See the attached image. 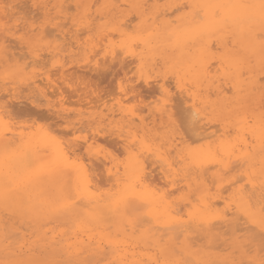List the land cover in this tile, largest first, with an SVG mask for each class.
Listing matches in <instances>:
<instances>
[{
    "label": "snow or ice",
    "instance_id": "obj_1",
    "mask_svg": "<svg viewBox=\"0 0 264 264\" xmlns=\"http://www.w3.org/2000/svg\"><path fill=\"white\" fill-rule=\"evenodd\" d=\"M109 57L119 80L79 107L33 88ZM0 62L52 112L17 136L0 105V264H264V0H34L0 16ZM217 65L236 108L212 100Z\"/></svg>",
    "mask_w": 264,
    "mask_h": 264
},
{
    "label": "rangeland",
    "instance_id": "obj_2",
    "mask_svg": "<svg viewBox=\"0 0 264 264\" xmlns=\"http://www.w3.org/2000/svg\"><path fill=\"white\" fill-rule=\"evenodd\" d=\"M4 1H6V0H0V5H2L1 7H3V9L2 10H4L7 6H8V4L9 5H13V12L14 13H16L17 12V14L18 13H22V12H24L25 10H26V8H25V6L28 8V10H26V12H24V13H27V11H29V8H30V6H31V4H32V0H27V2L25 1V0H7L6 2H4ZM21 1H24V2H21ZM34 1V0H33ZM91 0H89V2H90ZM102 1H104V0H98V2L99 3H102ZM154 2H156V3H163V4H165V2H167V4L169 3H172L173 1V3H175V0H173V1H171V0H165V2L163 1V0H153ZM4 2V3H3ZM25 2H26V4H25ZM96 3L97 2V0L95 1V0H92L91 1V3ZM121 2H123L122 0H121ZM148 3L149 2H152V0H148L147 1ZM14 3H17V5L16 4H14ZM6 4V5H5ZM22 4V6H24V7H22V6H20L21 7V9H23L22 10V12H21V10H20V7H19V5H21ZM162 4V5H163ZM17 7L18 6V8H15V6ZM6 6V7H5ZM5 7V8H4ZM9 7H7V10H5V11H7L8 12V14L10 13L9 12ZM16 9V10H15ZM2 10L0 11V15L1 16H3V14H2ZM19 11V12H18ZM169 12H171V9H169ZM3 13H5V12H3ZM9 15H13L12 13L11 14H9ZM168 16H171V13H169V15ZM168 16L167 17H163V19L164 20H167L168 19ZM171 18V17H170ZM91 50V49H90ZM18 53H17V56H19V54H21L22 52H20L19 50L17 51ZM21 55H23V54H21ZM102 59H104L103 57H101V61H103ZM109 59V66L111 67H109L108 69H107V71H105L104 70V68L102 67L101 69H103L102 70V72H101V70H97L98 72H97V74H96V70H94L93 71V67H95V64H93V63H95V62H93L92 63V65H94L93 67L91 66V64H90V66H91V70L92 71H87L88 70V64H84L86 67H84V65L82 64V63H77L78 65H82L81 67H79L77 64H73L74 66H72V65H70V66H68L67 67V65L63 68L64 70H62L61 69V71H63V72H67V73H63L64 75H65V81H62L61 80V78H58L59 76L58 75H60V74H62L61 73V71H59L58 70V75L56 76V73H57V70L55 71V70H53V76H52V80H54L53 82H54V86L52 85V88H47V91L49 92V93H53V92H55V94H56V98H58L59 97V93H61V92H63V94H64V98H65V101H66V107H68V108H72V107H79L80 105H81V98L82 97H84V102L86 103L87 102V99H88V93L90 92V91H93V90H99L100 92H103L104 90H105V87H106V85H112V83H113V80L115 79V80H119V74H122V69H121V66H120V63H119V61H117L115 64H113L112 63V61H111V58L109 57L108 58ZM2 62H0V73H2V71H3V68H4V65H2L1 64ZM112 64V65H111ZM117 64H119V65H117ZM131 64V63H130ZM76 65H77V68L78 69H85L84 70V72L83 71H79V70H77V68H76ZM117 65V66H116ZM128 69L129 70H131L132 68H133V66L132 65H129L128 64ZM130 66H131V69H130ZM218 66V65H217ZM217 66H215L214 68H216ZM66 67H67V69H66ZM84 67V68H83ZM96 68V67H95ZM214 68H213V71L212 72H210V74H209V82H210V76H215L216 75V71H217V69L216 70H214ZM69 69H71V70H69ZM76 69V70H75ZM211 70H212V68H211ZM74 71L77 73L78 72V74L80 73L82 76L84 75L85 77H81L80 76V78H83V80H85V81H83L82 79H80L79 77H78V75L76 74V73H74ZM216 73H215V72ZM54 72H56V73H54ZM68 72H69V74L70 73H74V74H76L77 76H75L74 74V76H75V78L76 77H78L79 79H80V81L79 80H77L78 78H73V76H72V74H70V76L72 77V79H71V81L69 80L70 79V76L68 77H66V74L67 75H69L68 74ZM82 72L84 73V74H82ZM60 73V74H59ZM213 73V74H212ZM79 74V75H80ZM98 75V76H97ZM54 76H56V79L54 78ZM60 77H61V75H60ZM62 77H63V75H62ZM85 78V79H84ZM44 79H42L41 81L40 80H38L37 81V83L40 81V83H42L43 82V84H39V85H43V86H40V88L42 87V88H44V86H49L48 84H46L45 83V81H43ZM63 80H64V78H63ZM73 80V81H72ZM76 80V81H75ZM81 80H82V83H81ZM69 81V82H68ZM79 81V82H78ZM52 82V83H53ZM66 82V83H65ZM219 82L221 83V81L219 80ZM71 83V84H70ZM72 83L74 84L73 86H71L72 85ZM0 84H2V85H0V104H4L5 103V101H9L8 103V105H10L11 107H10V111L12 112V114H13V116H14V123H13V129H15V130H20V127L22 126V124H23V122L24 121H26L28 118H29V116L30 115H32L33 116V118L35 117V113H42V114H44V115H48V116H51L52 115V112H50L49 111V109H47V105L46 106H44V107H42V108H34L33 107V105H31V103H30V99L29 100H27L28 99V97H29V95H28V93L27 92H24V93H21L20 91H19V89L20 88H22V87H26V85H19V87H17V86H14V88H13V85H9L7 88L9 89V88H13L12 90V93L14 94V92H15V95H13L14 97H15V99H13L14 97L13 96H11V97H9V95H7L9 92L7 91L8 89H6L5 88V84H4V81H3V79H0ZM4 84V85H3ZM222 84H224V83H221V85ZM12 86V87H11ZM22 86V87H21ZM223 87H224V85H222ZM34 87V86H33ZM207 87V86H206ZM222 87V88H223ZM228 85H225V87H224V89L226 88L227 90H228ZM225 89V90H226ZM9 90H11V89H9ZM15 90V91H14ZM17 92H19V93H17ZM226 92V91H225ZM229 92L230 91H228L227 93H228V96H229ZM226 93V94H227ZM5 94V95H4ZM16 94H18L19 96L20 95H22V96H20V97H18V99L16 98L18 95H16ZM231 94V93H230ZM2 95H4V96H2ZM213 96V98H212V100H214L215 98H214V96L215 95H212ZM227 95H225V97H226ZM13 97V98H12ZM10 98L12 99L11 101H10ZM27 98V99H26ZM149 98H151V97H149ZM21 100V101H20ZM26 102H25V101ZM12 101H15V102H17V103H15L14 102V104L12 103ZM20 101V102H19ZM19 102V103H18ZM21 102H22V104H21ZM23 102H25L24 104H23ZM27 103H30V106H32V107H30L29 106V104H27ZM27 105V106H26ZM29 106V107H28ZM101 108H103V104L102 103H100V105H99ZM93 107H95V106H93ZM109 107H111V104H109ZM20 108V109H19ZM24 110H23V109ZM35 110H34V109ZM53 112L55 111L54 109L52 110ZM116 114V115H115ZM120 112H119V110H117L116 111V113H114V118L115 119H119L120 118ZM155 117V118H154ZM146 120H144V124L145 125H147V126H149V127H152L153 125H157L158 124V121H157V119H156V116H152V117H147L146 116V118H145ZM149 123V124H148ZM155 123V124H154ZM212 131V129H210L209 130V133ZM149 163H150V165H151V162L149 161ZM159 166H157V168L156 169H158L159 171H160V167L158 168ZM155 169V170H156ZM151 170V168L149 169V171ZM154 169H153V173H151L152 171H150L149 173H150V176L151 177H153V179H154V176H155V178H156V180L154 181L155 183L157 182L158 183V185L157 184H155V185H157L158 187H159V183H160V181L161 182H163L162 180H160V179H157V175H158V177L159 176H162V174L161 173H159V171L157 172V171H155ZM159 173V174H161V175H159V174H157V175H155V173ZM153 174V175H152ZM160 178V177H159ZM160 180V181H159ZM103 182L104 183H107V176H106V174H105V177H104V180H103ZM161 184H163V185H161L160 186V188H162L163 189V187H164V183H161ZM166 185V184H165ZM161 189V190H162ZM59 223L60 222H57V225L55 226V225H50V227H56V230H57V228L60 230V228L59 227H57L58 225H59ZM40 230V229H39ZM58 230V231H59ZM29 232H31V230L29 229ZM22 234V233H21Z\"/></svg>",
    "mask_w": 264,
    "mask_h": 264
},
{
    "label": "bare ground",
    "instance_id": "obj_3",
    "mask_svg": "<svg viewBox=\"0 0 264 264\" xmlns=\"http://www.w3.org/2000/svg\"><path fill=\"white\" fill-rule=\"evenodd\" d=\"M6 1H7V0H6ZM6 1H4V2H6ZM25 1L27 2V0H25ZM91 1H92V0H91ZM91 1H90V3H91ZM95 1H96V0H95ZM122 1H123V0H122ZM147 1H148V0H147ZM163 1L165 2V0H163ZM171 1H173V0H171ZM4 2H3V3H4ZM21 2H24V1H21ZM26 2H25V4H26ZM33 2H34V1L32 0V3H33ZM104 2H105V0L102 1V3H104ZM173 2H174V1H173ZM173 2H172V3H173ZM175 2H176V0H175ZM93 3H94V2H93ZM149 3H156V2H154V1L152 0V2H149ZM14 4L17 5V3H14ZM159 4H160V3H159ZM161 4H163V3H161ZM165 4H167V2H165ZM168 4H169V3H168ZM5 5H6V4H5ZM8 5H9V4H8ZM1 6H2V5H0V11L3 9V7H1ZM14 6H15V5H14ZM20 6H22V4L19 5V7H20ZM5 7H6V6H5ZM5 7H4V8H5ZM22 7H24V6H22ZM27 7H28V6H27ZM27 7L25 6L26 10H28ZM15 8H18V6H17V7L15 6ZM5 10H7V7H6L4 10H2V14H3V15H4L3 12H5ZM12 10H13V7H11V8L9 9V12H10L9 14H11V13H12V14H17V12L14 13L15 11L13 12ZM15 10H16V9H15ZM20 10H21V12H22L23 9H21V7H20ZM26 10H25L24 12H26ZM7 11H8V10H7ZM18 12H19V11H18ZM24 12H23V13H24ZM27 12H28V11H27ZM171 12H172V10H171ZM171 12H169V13H171ZM0 16H1V15H0ZM165 17H167V16H165ZM170 17H171V16H168V19H169ZM163 20H164V19H163ZM164 21H166V20H164ZM17 53H18V52H17ZM21 54H23V53H21ZM21 54H19V56H20ZM102 60H103V59H102ZM1 64H2V63H1ZM79 64H80V63H79ZM82 64H83V63H82ZM93 64H95V63H93ZM2 65H3V64H2ZM77 65H78V64H77ZM77 65H76V68H77ZM83 65H84V64H83ZM109 65H110V64H109ZM111 65H112V64H111ZM117 65H119V64H117ZM117 65H116V66H117ZM129 65H132V64L129 63ZM72 66H74V65H72ZM78 66L81 67L82 65H81V66L78 65ZM86 66H87V65H86ZM86 66L84 65V67H86ZM88 66H89V67H88ZM88 66H87V67H88V70L86 69L87 67H86L85 69H86L87 71H89V70L92 71V70H91V66L93 67L94 65L91 64V66H90V64H88ZM132 66H133V65H132ZM67 67H68V66H67ZM67 67H66V69H67ZM84 67H83V68H84ZM109 67H110V66H109ZM128 67H129V66H128ZM81 68H82V67H81ZM81 68H80V69L77 68V70H79V71L81 70V71L84 72L85 69L82 70ZM93 68H94L93 71L96 70L95 67H93ZM110 68H111V67H110ZM213 68H214V67H212L211 72L213 71ZM217 68H219V65H218L216 68H214V70H216ZM61 69L64 70L63 68H61ZM61 69H59V71H61ZM130 69H131V66H130ZM69 70H71V69H69ZM75 70H76V69H75ZM86 70H85V71H86ZM100 70H101V72H102L103 69H100ZM104 70H105V69H104ZM104 70H103V71H104ZM55 71H56V70H55ZM71 71H72V70H71ZM98 71H99V70H98ZM98 71H97V70L95 71L96 74H97ZM105 71H107V70H105ZM217 71H218V69H217ZM217 71H216V72H217ZM83 72H82V74L85 73V72H84V73H83ZM214 72H215V71H214ZM216 72H215V73H216ZM54 73H56V72H54ZM61 73H62V74L59 73V74L61 75V77H60V75H58V70H57L56 76L58 75V76H59L58 78H61L62 81H65L67 78L65 79V75H64L63 73H67V72H66V71H65V72L61 71ZM74 73H76V72L74 71ZM74 73H73V74H74ZM80 73H81V72H80ZM80 73H79V74H80ZM68 74H69V72H68ZM70 74H72V73H70ZM70 74H69V75L66 74V77H67V76L69 77ZM73 74H72L73 78H75V76H77V75H78L79 78H80V76H81V77H85L84 75H83V76H82L81 74L79 75L78 72L76 73L77 75L74 74L75 76H74ZM212 74H213V73H212ZM53 75H54V74H53ZM62 75H63V77H62ZM56 76H54L55 79H56ZM97 76H98V75H97ZM78 77H76V78H78ZM63 78H64V80H63ZM76 78H75V79H76ZM79 78H78L77 80H79V81H80V79L83 80V78H80V79H79ZM71 79H72V77L70 76V79H69V80L71 81ZM84 79H85V78H84ZM41 80H42V79H41ZM41 80H40V81H41ZM82 80H81V83H82ZM213 80H215V84L212 85V92H213V95H215V96H214V98H215L214 101H218V103L221 105V107H226V106H228V105H231L233 108L238 107L239 104L242 102L241 94H240L238 91L236 92L235 95H233L232 92H229V96H228V93H227L228 90H227L226 88H225V89H226V90H225L224 87H225V85H228V86H229V83H228V82H224V84H222V85H224V87H223V86L221 85V83L219 82V79L216 77V75H215V76H210V82L213 81ZM40 81H39L38 83H37V81H36V83L33 85V86H34L33 88H40V86H43V85H44L43 82L40 83ZM43 81H45V83L49 85V86L47 87L48 89H49V88H52V85H53V86L55 85V84H54V82H55L54 80H52V82H53V81H54V82L51 83V84L48 83V79H47V78H44ZM72 81H73V80H72ZM75 81H76V80H75ZM79 81H78V82H79ZM83 81H85V80H83ZM68 82H69V81H68ZM65 83H66V82H65ZM39 84H43V85H39ZM70 84H71V83H70ZM0 85H2V84H0ZM3 85H4V84H3ZM73 85H74V84L72 83L71 86H73ZM11 87H12V86H11ZM18 87H19V86H18ZM21 87H22V86H21ZM44 87H45V86H44ZM222 87H223V88H222ZM5 88H6V87H5ZM13 88H14V86H13ZM13 88H9V89H11V91H13V90H12ZM22 88H23V87H22ZM6 89H8V88H6ZM9 89L7 90L8 92H9ZM41 89H42V87H41ZM228 89H229V87H228ZM14 91H15V90H14ZM225 91H226V92H225ZM17 93H19V92H17ZM226 93H227V94H226ZM230 93H231V94H230ZM4 95H5V94H4ZM4 95H2V96H4ZM7 95H8V94H7ZM13 95H15V92H14V94H12V96H13ZM16 95H18V94H16ZM225 95H227V96L225 97ZM20 96H22V95H20ZM20 96L18 95L16 98L18 99V97H20ZM13 97H14V96H13ZM13 97H12V98H13ZM22 97H23V96H22ZM20 98H21V97H20ZM212 98H213V96H212ZM255 98L257 99V101L259 100V93H258V92L255 93ZM13 99H15V97H14ZM26 99H27V98H26ZM178 99H179V98H178ZM11 100H12V99L10 98V101H11ZM27 100H29V97H28ZM20 101H21V100H20ZM20 101H19V102H20ZM24 101H25V100H24ZM8 102H9V101H8ZM8 102H7V103H8ZM14 102H15V101H12L13 104H14ZM19 102H18V103H19ZM25 102H26V101H25ZM25 102H23V104H24ZM15 103H17V102H15ZM30 103H31V105H33V104L35 103V101H32V100H31ZM30 103H27V104H29V106H30ZM8 104H9V103H8ZM21 104H22V102H21ZM25 104H26V103H25ZM0 105H2V104H0ZM9 106H10V105H9ZM26 106H27V105H26ZM29 106H28V107H29ZM45 106H46V105H45ZM10 107H11V106H10ZM30 107H32V106H30ZM19 109H20V108H19ZM22 109H23V108H22ZM33 109H34V108H33ZM36 109H37V108H36ZM47 109H48V107H47ZM9 110H10V109H9ZM23 110H24V109H23ZM34 110H35V109H34ZM0 115H2V113H0ZM115 115H116V114H115ZM154 118H155V117H154ZM144 120H146V119H144ZM148 124H149V123H148ZM154 124H155V123H154ZM153 126H154V125H153ZM218 127H219V126H218ZM210 133H211V132H210ZM13 134H15V135L18 136V135H19V130H15V129H14V133H13ZM0 144H2V141H0ZM150 162H151V161H150ZM150 168H151L150 171H152L151 173H153V169L155 170L157 167H156V168L149 167V169H150ZM158 168H159V167H158ZM157 170H158V169H156L155 171H157ZM150 171H149V172H150ZM158 171H159V170H158ZM158 171H157V172H158ZM154 173H155V172H154ZM159 173L162 174V176H159L160 178H159L158 175H157V174H159ZM159 173H155V175H157V179H160V180L163 179V180H162L163 182H161V181L159 180V181H160V183H159V188H160V186L163 185V184H161V183H164V186H165V184H168V178H167L166 173L163 172V171L161 170V168H160ZM161 174H159V175H161ZM152 175H153V174H152ZM150 177H151V176H150ZM161 178H162V179H161ZM151 179L153 180V182L156 180L155 176H154V179H153V177H151ZM60 183H62V178L59 177V176H51V177L46 178V184H48V185H50V186L56 187V186H58ZM154 183H155V182H154ZM155 184L158 185L157 182H156ZM157 185H155V186H157ZM157 187H158V186H157ZM163 188H164V187H163ZM160 189H162V188H160ZM162 190H163V189H162ZM169 190H171V188H169ZM217 203H218V205H219L220 207L223 206V205H222V202H217ZM54 225H55V224H54ZM56 225H57V224H56ZM56 225H55V226H56ZM57 227H58V226H57ZM2 230H3V223H2V221H0V231H2ZM30 230H31V229H30ZM36 230H37V232H40L39 227H37ZM58 230H59V229L57 228V231H58ZM22 235H23V233H22ZM124 255H125V253H123V252H118V253H116L115 258H116V259H121Z\"/></svg>",
    "mask_w": 264,
    "mask_h": 264
}]
</instances>
